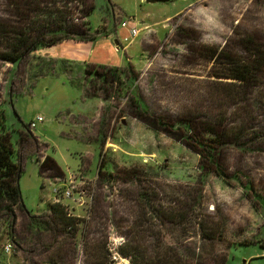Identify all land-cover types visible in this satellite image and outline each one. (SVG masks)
Wrapping results in <instances>:
<instances>
[{
	"label": "rangeland",
	"instance_id": "374dc122",
	"mask_svg": "<svg viewBox=\"0 0 264 264\" xmlns=\"http://www.w3.org/2000/svg\"><path fill=\"white\" fill-rule=\"evenodd\" d=\"M10 1L23 3L0 0V20L15 23ZM34 1L40 9L65 4L96 39L0 61L22 201L12 236L0 220V264H131L121 246L142 264H264V144H226L214 163L189 146L207 145L205 130L219 123L230 131L247 123L251 108L232 95L234 82L217 79L223 67L201 53L243 59L248 37L264 51V0H93L88 18L78 11L91 0ZM124 21L139 31L129 43ZM111 32L118 51L105 38ZM113 69L116 78H106ZM258 85L259 102L264 73ZM252 115L264 124V107ZM182 120L191 131L178 128ZM45 158L59 170L40 173ZM55 187L70 226L49 210ZM175 213L184 216L173 221ZM29 215L40 218L39 230Z\"/></svg>",
	"mask_w": 264,
	"mask_h": 264
},
{
	"label": "trees",
	"instance_id": "16d2710c",
	"mask_svg": "<svg viewBox=\"0 0 264 264\" xmlns=\"http://www.w3.org/2000/svg\"><path fill=\"white\" fill-rule=\"evenodd\" d=\"M166 2L168 0H157ZM17 2V1H16ZM10 1V5L15 8L16 22L9 23L0 20V61L9 64H17L23 60L27 55L34 54L39 49L51 48L64 41L79 40L94 42L95 37L90 34L89 22L86 21L81 24H75L73 14L68 11V8L56 7V2L52 6L34 7V0L21 1L16 3ZM91 6L84 12L80 9L78 12L81 18H88L90 11L93 9V0ZM51 4V1L48 3ZM21 5V6H19ZM26 7L22 11L19 7ZM241 48L247 53L243 59H233L224 54L223 49H207L201 53L203 57L211 62L223 67L224 73L216 74L217 79L231 80L236 90L234 95L238 102L247 104L251 111L245 113L244 122L242 127L230 131L227 124H217V130L207 129L206 133L213 137L207 142V145L198 143L190 148L196 151L200 156L205 157L208 161L214 163L216 152L223 148L226 144L236 146L238 148L257 147L264 144V124L258 120H253L252 113L254 110L260 112L264 107V95H261L259 102L257 101L255 90L259 83V74L264 73V51L257 43L250 37L240 40ZM50 58V57H49ZM39 59H44L40 58ZM67 68V67H66ZM88 74H91L88 72ZM116 78V70H110L106 78ZM104 78V76L102 77ZM104 78V79H106ZM249 92V94L247 93ZM242 93H247L248 98L239 99ZM247 96V95H246ZM253 96V98L251 97ZM1 105V104H0ZM256 105V106H255ZM141 109L144 108L139 105ZM250 117L251 121L246 119ZM5 115L0 108V220L6 223L9 236H12L15 228V212L17 209L22 208L21 194L19 189V176L21 167L19 163L14 160V150L10 142V135L6 132L4 126ZM253 120V121H252ZM178 128L183 129L185 132L191 131V122L189 120L180 122ZM249 125V132L244 131V126ZM171 127H174L171 125ZM221 131V132H220ZM257 145V146H256ZM51 163V164H50ZM59 170L57 164L45 158L40 165V173L44 168ZM217 170V169H216ZM43 172V171H42ZM219 169L216 173H219ZM220 174V173H219ZM50 212L55 216L56 220L61 221L64 225L70 226L72 220L66 216L63 207L58 203L50 206ZM182 213H175L172 215L173 221L177 217H183ZM30 224L37 230L40 229L38 216H28ZM203 239L214 240V235H203ZM117 253L123 258L130 260L131 264H142L137 260H133L131 254L124 249L123 246L118 248ZM225 259L222 261L224 264Z\"/></svg>",
	"mask_w": 264,
	"mask_h": 264
},
{
	"label": "built area",
	"instance_id": "2783aa9c",
	"mask_svg": "<svg viewBox=\"0 0 264 264\" xmlns=\"http://www.w3.org/2000/svg\"><path fill=\"white\" fill-rule=\"evenodd\" d=\"M119 26L121 28H126L128 30V35L126 37H124V39H123V42L124 43H129L130 41H132L134 38H136L138 36L139 31L136 28H129L128 27V24L125 21L124 22H121L119 24ZM119 49H120V46H117V50H119ZM42 121H43L42 118L41 117H38L36 119V122H32L31 124L28 125L29 130L32 132L36 128V125L38 123H41ZM69 183H71V181ZM58 190H59L58 187L57 188L55 187L53 189V192H54V195H55V197H54V200H55L54 201V204L59 202L58 201V199H59L58 198V194L60 192H58ZM71 193L72 192L70 191V189H68L65 192V194H64L65 195V198L70 199V197H71L70 195H72ZM4 250L8 253L10 251V245H6L5 248H4Z\"/></svg>",
	"mask_w": 264,
	"mask_h": 264
},
{
	"label": "crops",
	"instance_id": "0c3cea01",
	"mask_svg": "<svg viewBox=\"0 0 264 264\" xmlns=\"http://www.w3.org/2000/svg\"><path fill=\"white\" fill-rule=\"evenodd\" d=\"M121 28V27H120ZM130 28H136L135 26H131ZM122 29H124V30H126V33H128V30L126 29V28H122ZM114 33H115V36H116V32H111V33H109V34H107L106 36H105V38H108V39H110V40H114V39H116V38H112L113 37V35H114ZM65 42H67V41H64V42H62V43H60V44H58V45H63ZM114 42H115V50L116 51H118L117 50V46H119V43H118V41L117 40H114ZM50 56H52V55H50Z\"/></svg>",
	"mask_w": 264,
	"mask_h": 264
},
{
	"label": "water",
	"instance_id": "95a60500",
	"mask_svg": "<svg viewBox=\"0 0 264 264\" xmlns=\"http://www.w3.org/2000/svg\"><path fill=\"white\" fill-rule=\"evenodd\" d=\"M147 2H149V3H154V2H156L157 0H146Z\"/></svg>",
	"mask_w": 264,
	"mask_h": 264
}]
</instances>
